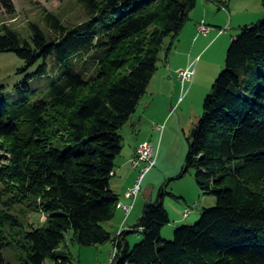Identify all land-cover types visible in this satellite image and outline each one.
Returning <instances> with one entry per match:
<instances>
[{
    "label": "trees",
    "instance_id": "1",
    "mask_svg": "<svg viewBox=\"0 0 264 264\" xmlns=\"http://www.w3.org/2000/svg\"><path fill=\"white\" fill-rule=\"evenodd\" d=\"M200 0H78L87 20L65 26L46 16L50 35L31 24V41L0 26V52L37 70L15 92L0 84V264L4 249L23 250L21 264H65L67 234L80 246L112 242L111 264H264V19L246 25L227 53L225 70L188 140L184 174L217 205L175 231L165 188L137 224L114 238L120 196L111 186L123 152L121 130L136 113ZM0 7L13 12L12 0ZM90 56L91 54L95 53ZM7 197V200H6ZM34 201L47 226L26 230L11 212ZM142 233L133 249L128 236Z\"/></svg>",
    "mask_w": 264,
    "mask_h": 264
},
{
    "label": "rangeland",
    "instance_id": "2",
    "mask_svg": "<svg viewBox=\"0 0 264 264\" xmlns=\"http://www.w3.org/2000/svg\"><path fill=\"white\" fill-rule=\"evenodd\" d=\"M12 2L14 9L10 14L0 7V26L5 24L13 28L28 41H31L33 36L31 24L37 25L44 33L50 35L46 22L48 14H52L68 27L83 23L88 18L84 6L78 0ZM204 2L200 0L191 12L190 20L168 55L166 50L172 40L169 38L165 41L159 55L158 70L147 93L141 99L136 113L120 132L125 151H131V147L135 145L138 148L143 142H150L158 147L157 165L144 178L139 198L144 203L156 202L163 187L167 193L172 194H167L164 200L171 220L162 232L166 241H173L177 229L195 225L200 221L204 210L217 205L216 197L206 196L199 190L194 170L184 174L189 153L188 140L192 138L195 126L204 114L206 98L212 93L216 80L225 70L227 53L233 38L240 35L246 25L256 24L264 19V0L205 2L211 6L210 10L203 8ZM201 23H205L210 32L206 36H199L200 40L196 45L193 38L197 37V24ZM220 29L224 30L225 35L216 42L220 37ZM212 39L213 44L208 46ZM94 54L96 52L90 56ZM24 70L25 62L15 53L0 52V84L4 85L8 92H15L16 86L24 82L37 68ZM182 71L190 72L191 82L183 83L180 76ZM156 127L160 130L155 129ZM111 186L120 198H123L124 181L120 177H113ZM1 189L0 184V191ZM35 206L34 201L17 202L11 209L25 225L26 230H30L29 225L35 229L47 226L48 215L34 211ZM187 209H190L191 213L185 217ZM144 212L145 209L140 218ZM115 220L114 218L104 224L113 238L118 234L119 228ZM133 220L130 224L132 227L137 224L138 218L134 216ZM143 239L142 233L130 234L128 240L131 249ZM60 250L67 258L65 264H110L115 253L112 242L100 246H80L73 240L72 232L67 234ZM3 253L10 264H21L25 258L23 250L16 246L6 247Z\"/></svg>",
    "mask_w": 264,
    "mask_h": 264
},
{
    "label": "built area",
    "instance_id": "3",
    "mask_svg": "<svg viewBox=\"0 0 264 264\" xmlns=\"http://www.w3.org/2000/svg\"><path fill=\"white\" fill-rule=\"evenodd\" d=\"M210 32V28L205 24L201 23L197 26V36H206ZM224 30L220 29V34H223ZM181 80L183 83L192 81L191 75L189 71H182L180 73ZM155 129L160 130L159 127ZM157 157H158V147L150 142H143L139 145L136 149L135 155L132 157L131 166L132 168L137 171V178L135 183L129 190L126 192V197L132 201L131 205H124V213L127 216L131 213L134 203L136 202L138 196L142 191V183L146 175L151 172L157 165ZM191 213L190 209H187L185 212V217H188ZM121 231L118 232V236L120 235ZM116 251L113 255L111 263L115 257ZM110 263V264H111Z\"/></svg>",
    "mask_w": 264,
    "mask_h": 264
},
{
    "label": "crops",
    "instance_id": "4",
    "mask_svg": "<svg viewBox=\"0 0 264 264\" xmlns=\"http://www.w3.org/2000/svg\"><path fill=\"white\" fill-rule=\"evenodd\" d=\"M204 1L206 3H208V1L212 2L215 0H208V1L204 0ZM206 3L203 4V8L205 10H210L211 6L209 4H206ZM198 25L199 24H197V26ZM224 35L225 34H220V35L218 34V36H220V37L218 38V36H217L218 39L216 40V42L220 41ZM199 40H200V38H198V36H197V37L193 38V41H194L193 43L197 45L199 43ZM212 44H213V39H212V41L209 42L208 46H210ZM136 149H137L136 145L133 148L131 147V151H125L123 149L122 155L120 157H118V159L116 161V169H115V176L114 177H120L124 181V187H123L124 188L123 189V192H124L123 195L124 196H123V198H120V204H122V205H131L132 204V201L126 197V191L128 188H130L135 183V180L137 177V171H135L131 167V164H130V160L135 155ZM146 204H148V203H144V201H142V200L140 201V198L138 196V200H136V202L134 203L133 209L128 216L124 213L123 209L119 208L118 211H121L122 213L121 214L117 213L115 216V219H116L115 221L117 222V224L119 226L117 231L120 232L122 230L124 231L125 229L129 230V229L133 228L132 225H130V224L132 222H134V220H133L134 216L137 217L139 220L140 214L145 209ZM195 207H196V205H195Z\"/></svg>",
    "mask_w": 264,
    "mask_h": 264
},
{
    "label": "bare ground",
    "instance_id": "5",
    "mask_svg": "<svg viewBox=\"0 0 264 264\" xmlns=\"http://www.w3.org/2000/svg\"><path fill=\"white\" fill-rule=\"evenodd\" d=\"M131 162H132V159L130 160V164H131ZM119 208L124 210V205L119 204ZM126 215H127V214H126Z\"/></svg>",
    "mask_w": 264,
    "mask_h": 264
},
{
    "label": "water",
    "instance_id": "6",
    "mask_svg": "<svg viewBox=\"0 0 264 264\" xmlns=\"http://www.w3.org/2000/svg\"><path fill=\"white\" fill-rule=\"evenodd\" d=\"M194 134H195V131H193L192 135H194Z\"/></svg>",
    "mask_w": 264,
    "mask_h": 264
}]
</instances>
